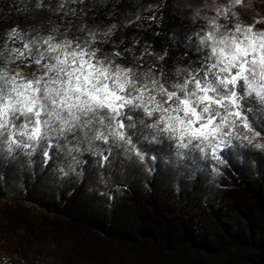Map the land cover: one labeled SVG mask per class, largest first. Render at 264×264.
Returning a JSON list of instances; mask_svg holds the SVG:
<instances>
[{
  "label": "trees",
  "instance_id": "1",
  "mask_svg": "<svg viewBox=\"0 0 264 264\" xmlns=\"http://www.w3.org/2000/svg\"><path fill=\"white\" fill-rule=\"evenodd\" d=\"M40 2L0 0V47L13 27L83 40L89 28L123 25L139 14L112 37L118 49L93 45L102 49L98 55L118 50L116 63L135 66L147 43L167 55H145L140 71L162 67L171 83L207 54L203 21L183 13L177 0H78L64 9L60 0ZM153 14L156 20L145 19ZM131 114L137 126L128 131L143 159L119 143L90 144L82 132L68 134L70 144L61 138L62 150L53 146L48 159L42 147L31 156L0 151V264H264V149L234 141L221 164L177 149L163 134L146 139L151 119L141 110Z\"/></svg>",
  "mask_w": 264,
  "mask_h": 264
},
{
  "label": "snow or ice",
  "instance_id": "2",
  "mask_svg": "<svg viewBox=\"0 0 264 264\" xmlns=\"http://www.w3.org/2000/svg\"><path fill=\"white\" fill-rule=\"evenodd\" d=\"M69 2L78 0H60L59 8L64 9ZM241 2L229 0L228 6L214 9L215 16L201 17L207 24L200 36V47L207 49L203 63L171 83L164 78L162 67L140 71L145 55L158 60L167 55L152 52L147 43L135 58V66L116 63V58L123 56L118 50L98 55L102 49L93 47L111 43L118 49L112 37L119 27L140 20L139 14L123 25L89 28L83 40L29 36L18 27L8 30L0 47L4 61L0 66V151L12 154L23 149L31 156L42 147L48 159L53 146L62 150L61 138L67 141L68 134L82 132L90 144L119 143L143 159L144 153L128 131L137 126L131 114L135 110L152 121L144 124L152 130L145 134L146 139L159 141L163 134L175 141L177 149L198 150L206 159L221 164V153L234 141L242 147L264 149L258 139L264 132L256 127L264 129V30H254L255 25L233 23L229 28L218 23L219 18H236L231 8ZM68 12L75 14L76 10L69 8ZM145 19L156 20V16ZM33 64L35 70L26 74L23 69ZM97 154L103 156L99 149Z\"/></svg>",
  "mask_w": 264,
  "mask_h": 264
},
{
  "label": "rangeland",
  "instance_id": "3",
  "mask_svg": "<svg viewBox=\"0 0 264 264\" xmlns=\"http://www.w3.org/2000/svg\"><path fill=\"white\" fill-rule=\"evenodd\" d=\"M228 5L229 0H177V6L183 13L203 21L204 27L201 36L207 30L206 21L201 17H213L216 15L214 9L218 6ZM196 10H199V15L196 14ZM231 11L237 14L236 18L230 17L228 20L219 18L218 23L226 24L229 28L233 23L255 25L254 30H264V0H242L240 4L234 5ZM257 20L261 22L257 23ZM11 197L8 200H11ZM4 203L5 200L0 199V208Z\"/></svg>",
  "mask_w": 264,
  "mask_h": 264
}]
</instances>
